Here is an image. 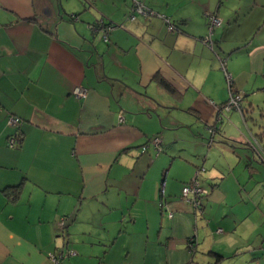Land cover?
Returning <instances> with one entry per match:
<instances>
[{
  "label": "crops",
  "instance_id": "obj_1",
  "mask_svg": "<svg viewBox=\"0 0 264 264\" xmlns=\"http://www.w3.org/2000/svg\"><path fill=\"white\" fill-rule=\"evenodd\" d=\"M138 1L166 19H129L134 0H0V264H264V212L238 180L224 186L208 169L211 208L193 229L190 205L176 201L190 167L165 185L169 220L133 171L143 153L133 149L153 136L188 129L201 144L215 126L221 141L233 110L219 111L221 62L242 98L264 89V0ZM207 13L221 20L212 46ZM98 17L118 24L107 42L88 26ZM14 135L21 143L10 147ZM246 143L259 158L262 146ZM18 183L16 197L4 190Z\"/></svg>",
  "mask_w": 264,
  "mask_h": 264
},
{
  "label": "rangeland",
  "instance_id": "obj_2",
  "mask_svg": "<svg viewBox=\"0 0 264 264\" xmlns=\"http://www.w3.org/2000/svg\"><path fill=\"white\" fill-rule=\"evenodd\" d=\"M96 14L100 15L98 11H96ZM100 38L103 40L102 36ZM241 107L243 109L242 112L233 109L229 115L230 117L226 116L224 125L222 126L224 127L225 134L221 132L217 134L218 132H216V139L219 138L221 140L217 143L213 144L214 138H212V134L208 131L209 133L205 136L206 141L200 144L199 138L194 136L188 129H182L177 135L175 132L172 133L171 138H166L162 141L161 149L158 152H156L150 140L146 142L147 144L145 143L147 147L138 158L133 171L138 173V180L144 182L142 184L144 187L141 189L142 193L150 196L159 195L161 201L159 200L158 207L160 209L162 205L163 208L159 213L164 219H170L167 216V211L164 210V205L171 210L168 206L169 202L164 197L165 185L170 181L173 173H179L183 168L186 170L188 169L187 166L192 171L185 182L195 177L198 167H204V170L197 175V178L200 184L206 187L208 192L207 195L201 196L202 210L200 212L193 202H188L181 197V188L184 182L177 189L178 197L176 196V201H184V203L190 205L193 214V229H195V226L197 227L200 219L206 220L207 209L211 208L210 205L205 204L209 201L211 194L210 187L204 182V176L208 172V169L215 170L217 168L221 171L218 179L224 183V186H228L230 183L233 184V182L238 180L241 183L240 188L243 194L252 202L254 197L256 204L264 212V148H262L264 147V89H254L252 92L244 95L241 100ZM221 135L226 138L225 142H222L224 138ZM173 138H176V140L167 142ZM247 139L248 142L258 143L260 147L262 146L259 158H255L253 155L254 153L246 143ZM143 146L141 145L139 148H134L133 150H142ZM118 176H120L119 179L122 178L124 181L128 177L123 174ZM129 183L134 188L140 184L133 177L129 180ZM113 190L111 193L115 194L117 190ZM234 198L236 197L230 196V199ZM212 209L217 210V214L222 210L217 201H214V204H212ZM68 218L69 216L65 219L66 223ZM116 248L117 245H114L111 249L116 251ZM68 250L73 249L68 248ZM68 250H64L66 254L64 257L69 256Z\"/></svg>",
  "mask_w": 264,
  "mask_h": 264
},
{
  "label": "built area",
  "instance_id": "obj_3",
  "mask_svg": "<svg viewBox=\"0 0 264 264\" xmlns=\"http://www.w3.org/2000/svg\"><path fill=\"white\" fill-rule=\"evenodd\" d=\"M136 14H141L143 16H149V15H158L166 19L161 14H158L154 12L152 9L149 7L145 6L143 3H141L138 0H134L133 2V11L128 14L129 19L133 20L136 17ZM207 18V33L205 36L202 37V41L207 44L211 45L213 44V39L212 35L214 33V30L221 24L220 18L216 15V13H207L206 14ZM118 24L112 23V22H105L103 21L102 18L98 19L95 21L94 24L88 25L91 29L93 30H99L101 32V36L103 41L108 40V36L110 31L115 28ZM168 29H173L174 26L170 23H168ZM221 68L223 69L224 76L227 82V90H228V96L227 99L225 100L224 103H222L219 107L220 112H227L232 109H236L238 111L242 112V107H241V100L242 97L239 93L234 92L231 87L232 83V75L230 72H228L225 68L224 61L221 62ZM73 93L75 94L76 97H81L85 95L86 89L82 88L80 86H76L73 89ZM21 121V119L15 115H9L8 116V122L11 124H18ZM119 121H123V116H119ZM209 132L213 135L215 132V126H209L208 127ZM150 141L153 143L154 148L156 152L160 151L161 149V143L162 139L160 136H153L150 138ZM147 144V143H146ZM7 145L10 147H16L19 145V137L18 135L10 136L7 139ZM147 147V145L144 144L142 147L141 151H144V149ZM204 170L203 166H200L197 168L195 172V177L191 178L188 182L184 183L181 188V197L186 199L188 202H193L194 206L200 210H202V203H201V196H205L208 194L206 187L202 186L197 178V175L200 174V172ZM162 207V205H161ZM163 210V208H162ZM164 210L167 211V216L169 218L172 217V211L168 209L166 205H164ZM66 217L63 216L59 220V225L64 226V221ZM217 232H222V228H217ZM194 237H189L187 239V246L189 247V250H191V254L194 253L195 251V243H194ZM194 249V250H193ZM72 253V252H70ZM64 251L59 250V251H53L49 254V260L53 263H58L60 260L63 258ZM195 264V263H194ZM207 264H212V263H207Z\"/></svg>",
  "mask_w": 264,
  "mask_h": 264
},
{
  "label": "trees",
  "instance_id": "obj_4",
  "mask_svg": "<svg viewBox=\"0 0 264 264\" xmlns=\"http://www.w3.org/2000/svg\"><path fill=\"white\" fill-rule=\"evenodd\" d=\"M144 17H147V16H144ZM104 21V20H103ZM108 41V40H107ZM106 41V42H107ZM105 42V41H104ZM159 82L160 83H162V80L161 79H159ZM243 111V110H242ZM18 137H19V144L21 143V136H19L18 135ZM150 140V139H149ZM148 140V141H149ZM147 141V142H148ZM20 188H21V183H18V184H15V185H7L5 188H4V190H10L11 189V191H12V197H16L17 195H18V192L20 191ZM160 209L162 210V207H160ZM65 217H68L67 215H64ZM66 226V225H65ZM65 226L63 227V228H65ZM70 252H72V253H70ZM74 252H73V250H68V254H73ZM66 254H65V251H64V255H63V257L65 256ZM217 257H216V262L219 260V256L218 255H216Z\"/></svg>",
  "mask_w": 264,
  "mask_h": 264
}]
</instances>
